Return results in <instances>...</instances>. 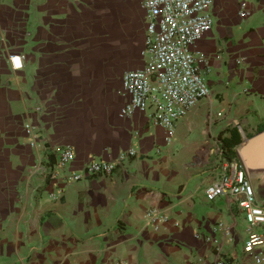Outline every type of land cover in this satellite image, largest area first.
<instances>
[{
  "label": "crops",
  "instance_id": "obj_1",
  "mask_svg": "<svg viewBox=\"0 0 264 264\" xmlns=\"http://www.w3.org/2000/svg\"><path fill=\"white\" fill-rule=\"evenodd\" d=\"M211 12L212 27L192 46L210 96L169 139L152 110L121 114L130 101L122 77L144 66L140 0H0V264H211L219 247L249 262L242 212L223 198L208 202L204 187L223 138L264 130V0H212ZM44 145L73 147V170L136 155L112 176L40 200L56 186L24 191ZM150 209L167 216L158 228Z\"/></svg>",
  "mask_w": 264,
  "mask_h": 264
},
{
  "label": "built area",
  "instance_id": "obj_2",
  "mask_svg": "<svg viewBox=\"0 0 264 264\" xmlns=\"http://www.w3.org/2000/svg\"><path fill=\"white\" fill-rule=\"evenodd\" d=\"M146 10V36L142 56L144 66L128 71L122 77L124 90L130 101L121 110L128 116L136 111L152 110L156 125L164 127L169 139L176 135L177 124L186 114L210 96L206 75L202 72L199 57L192 46L213 25L212 0H140ZM249 12L243 7L241 17ZM18 61V63H17ZM14 71L23 68L22 57H10ZM25 133L31 145L38 149L43 140L31 123L25 124ZM46 155L27 171L25 191L40 193L41 187L54 185L56 192H49V200H58L67 189L78 182L96 176H112L116 169L136 155L134 149L121 152L116 160H93L82 169L73 170L75 151L71 146L54 148L44 145ZM218 170L204 187V196L210 203L226 199L242 212L246 222L247 238L243 253L249 262L223 257L222 247L217 248L211 264H264V204L260 203L251 180L239 157L229 160L222 147L217 150ZM43 184L34 187V182ZM44 191V190H43ZM146 218L156 228L167 216L150 209ZM225 235L231 234L226 228ZM200 264V263H187Z\"/></svg>",
  "mask_w": 264,
  "mask_h": 264
},
{
  "label": "water",
  "instance_id": "obj_3",
  "mask_svg": "<svg viewBox=\"0 0 264 264\" xmlns=\"http://www.w3.org/2000/svg\"><path fill=\"white\" fill-rule=\"evenodd\" d=\"M236 152L259 202L264 204V130L243 139Z\"/></svg>",
  "mask_w": 264,
  "mask_h": 264
},
{
  "label": "trees",
  "instance_id": "obj_4",
  "mask_svg": "<svg viewBox=\"0 0 264 264\" xmlns=\"http://www.w3.org/2000/svg\"><path fill=\"white\" fill-rule=\"evenodd\" d=\"M242 142V139L237 136V133L234 131L231 132V137L223 138V150L225 155L229 160H233L238 157L236 152V147Z\"/></svg>",
  "mask_w": 264,
  "mask_h": 264
},
{
  "label": "rangeland",
  "instance_id": "obj_5",
  "mask_svg": "<svg viewBox=\"0 0 264 264\" xmlns=\"http://www.w3.org/2000/svg\"><path fill=\"white\" fill-rule=\"evenodd\" d=\"M243 231H244V229H243ZM245 237H246V234H245ZM230 241H231V240H230ZM230 241H229V242H230ZM231 246H232V247L237 246V247L241 248V247H242V242H241V241H240V242H236L235 239H234L233 242H232V244H231ZM229 248H231V247H229L228 245L225 246V249H226V250H228Z\"/></svg>",
  "mask_w": 264,
  "mask_h": 264
},
{
  "label": "snow or ice",
  "instance_id": "obj_6",
  "mask_svg": "<svg viewBox=\"0 0 264 264\" xmlns=\"http://www.w3.org/2000/svg\"><path fill=\"white\" fill-rule=\"evenodd\" d=\"M17 63H18V61H17Z\"/></svg>",
  "mask_w": 264,
  "mask_h": 264
}]
</instances>
